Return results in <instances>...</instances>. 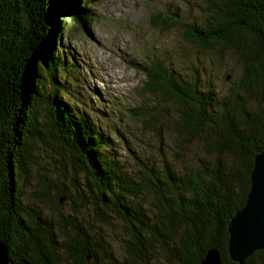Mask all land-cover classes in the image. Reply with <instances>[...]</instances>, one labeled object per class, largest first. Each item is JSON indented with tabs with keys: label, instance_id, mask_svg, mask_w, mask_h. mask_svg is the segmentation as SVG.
I'll return each instance as SVG.
<instances>
[{
	"label": "trees",
	"instance_id": "16d2710c",
	"mask_svg": "<svg viewBox=\"0 0 264 264\" xmlns=\"http://www.w3.org/2000/svg\"><path fill=\"white\" fill-rule=\"evenodd\" d=\"M202 4L201 23L162 12L149 25L181 28L199 51L235 53L241 76L218 99L198 76L184 77L161 56L131 61L145 78L141 92L155 102L134 114L160 133L168 121L176 157L183 159L193 145L204 156L183 168L140 161L130 174L87 108L65 100L69 81L61 73L75 68L61 53L62 40L70 23L82 30L93 22L90 0H0V242L11 260L202 264L216 249L223 264H238L229 256L228 226L247 203L255 157L264 151V0ZM169 105L178 119L166 118ZM36 155L43 156L41 165L44 156L53 157L64 181L42 177L28 187L40 164ZM61 198L71 204L70 213ZM94 223L124 228L121 261ZM243 264H264V251Z\"/></svg>",
	"mask_w": 264,
	"mask_h": 264
},
{
	"label": "rangeland",
	"instance_id": "374dc122",
	"mask_svg": "<svg viewBox=\"0 0 264 264\" xmlns=\"http://www.w3.org/2000/svg\"><path fill=\"white\" fill-rule=\"evenodd\" d=\"M202 9V0H90L93 22L88 29L80 30V26L70 23L64 34L61 53L68 56L69 65L76 70L61 73V78L69 81L66 87L70 98L66 96L65 100L87 108L89 116L111 139L113 153L130 174L140 161L183 168L195 166L204 156L201 147L193 145L183 159L176 157L174 135L166 127L168 121L164 120L160 133L145 128L143 119L134 114L133 109L154 107L155 102L152 96L141 92L145 78L131 67V61L161 56L166 66L177 69L184 77L198 76L203 86L215 90L218 99L229 93L241 76V63L235 53L224 52L221 56L199 51L183 39L181 28L160 31L149 25L150 17L162 12L180 21L201 23L205 19ZM250 106L253 107L251 103ZM168 109L166 118L178 119L175 108L169 105ZM36 157L38 163H44L43 156ZM44 157L47 162L37 164L29 178L27 186L31 189L42 177H61L64 181L62 169H57L59 163L53 157ZM61 204L67 208L65 213H70L67 198H61ZM144 204L150 208L148 199ZM89 213L88 210L87 216ZM115 223L112 227L94 223L93 230L104 229L110 250L121 261L128 235Z\"/></svg>",
	"mask_w": 264,
	"mask_h": 264
},
{
	"label": "water",
	"instance_id": "95a60500",
	"mask_svg": "<svg viewBox=\"0 0 264 264\" xmlns=\"http://www.w3.org/2000/svg\"><path fill=\"white\" fill-rule=\"evenodd\" d=\"M228 232L233 262L243 264L257 251H264V151L255 157L247 203L231 220ZM0 264H21L11 260L3 242H0ZM202 264H223L218 250H210Z\"/></svg>",
	"mask_w": 264,
	"mask_h": 264
}]
</instances>
